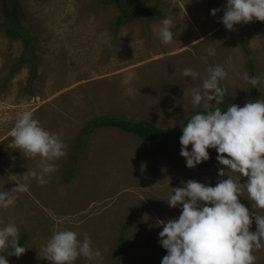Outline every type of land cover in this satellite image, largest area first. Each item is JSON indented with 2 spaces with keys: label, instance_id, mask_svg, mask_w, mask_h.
Returning a JSON list of instances; mask_svg holds the SVG:
<instances>
[{
  "label": "rangeland",
  "instance_id": "rangeland-1",
  "mask_svg": "<svg viewBox=\"0 0 264 264\" xmlns=\"http://www.w3.org/2000/svg\"><path fill=\"white\" fill-rule=\"evenodd\" d=\"M227 0H0V190L10 191L28 169L39 171L40 158L24 157L9 135L26 104L41 124L58 133L68 155L55 161L57 171L16 204L0 209V226L15 223L26 252L7 255L9 264H50L40 252L53 229L69 228L91 237L102 260L79 258L75 264H114L122 225L128 221L126 247L120 264H161L167 252L159 242L158 221L178 218L180 206L167 203L171 188L182 181L215 184L218 153L193 169L186 167L176 139L145 143L115 128H99L84 136L82 129L100 117L150 122L158 128L182 130L195 111L191 89L202 79L182 76L191 67L206 75L210 64L232 57L227 80L228 104L244 106L264 98V86L251 88L241 79L264 74V21L253 20L227 30L221 23ZM130 7V8H129ZM133 10L162 11L154 19L136 18ZM212 9H220L215 17ZM124 11V12H123ZM124 23L116 28L119 15ZM174 17V42L165 45L159 21ZM22 28L25 40L13 39L6 30ZM249 56L243 52L241 41ZM216 50L214 57L206 49ZM251 75V74H250ZM214 103V102H213ZM191 150V145L189 146ZM71 171V173H70ZM228 169L225 168V172ZM228 175L238 174L229 172ZM247 178H241V184ZM254 212L246 190L239 197ZM264 214V212H261ZM253 224L250 231H256ZM255 264H264V248L254 252Z\"/></svg>",
  "mask_w": 264,
  "mask_h": 264
},
{
  "label": "clouds",
  "instance_id": "clouds-1",
  "mask_svg": "<svg viewBox=\"0 0 264 264\" xmlns=\"http://www.w3.org/2000/svg\"><path fill=\"white\" fill-rule=\"evenodd\" d=\"M220 9H212L215 17ZM253 20L264 21V0H227L221 23L227 30H234L237 24H248ZM176 27L174 17L165 16L159 21L158 33L165 45L174 42ZM208 56L214 57L216 50L209 46ZM232 67V57L224 64H210L206 75L191 67L182 70V76L193 81L202 79L198 87L191 89V104L194 109L201 106L204 112L195 111L182 127L180 155L186 160V167L195 168L210 159L209 149L218 153V176H228L215 186L194 180L182 181V187L171 188L167 199L170 208L180 206L178 218L158 221L163 227L159 242L166 250L161 264H255V251L264 248V98L245 103L243 107L228 104L230 96L222 82L227 80ZM241 79L251 88L264 86V74L250 75L245 72ZM214 102V103H213ZM9 135L12 146L24 157L40 158L39 171L28 169L27 173L9 175L15 180L22 177L15 186L0 190V209L14 206L20 194L30 190L32 180L41 186L50 182L57 167L55 161L68 155V145L58 133L47 130L35 118L26 105ZM191 145V150L189 146ZM225 168L228 169L225 172ZM238 174L236 176L228 173ZM247 181L241 184V178ZM246 190L247 199L253 202L254 212L242 204L239 197ZM256 231H250L253 224ZM20 229L15 223L0 226V264H9L8 255L22 256L27 246L20 244ZM40 252L50 264H75L83 257L89 262L102 260V252L94 246L90 236L69 229H53L51 236L42 244Z\"/></svg>",
  "mask_w": 264,
  "mask_h": 264
},
{
  "label": "trees",
  "instance_id": "trees-1",
  "mask_svg": "<svg viewBox=\"0 0 264 264\" xmlns=\"http://www.w3.org/2000/svg\"><path fill=\"white\" fill-rule=\"evenodd\" d=\"M131 11L133 12V15L139 19L140 18L141 19L142 18L154 19L162 14V11L160 10L152 11V12H142V11L131 9ZM124 16L125 15L123 14L118 16L117 21H116V28H118L124 23V20H125ZM6 32H7V35L13 39L21 38L25 40L26 47L30 45V41L26 37L27 32L23 30L22 28L11 27V28H8ZM240 43H241V46L243 47L244 43L242 42V39ZM243 52L245 53L247 57L249 56V52L245 47H243ZM247 67L251 75L253 76L256 75L254 63L251 60V58L247 59ZM250 102H255V99L253 98ZM221 108L226 109L223 107ZM198 111L204 112L205 110L201 109ZM189 119L190 117L185 120L183 125H185ZM99 128H115L123 132L133 134L145 143H154V142L156 143V142H162L166 140H173L179 137L180 134H182V130L162 129V128L156 127L150 122H145V121L132 122V121L117 118V117H100L98 119L92 120L91 124L85 126L82 129V132L84 136H86L92 133L94 130L99 129ZM128 227H129V223L127 221L122 225V228L120 230L119 238H118V245H117V248L115 249V255H116L117 260L114 262V264H120L119 259L121 255L123 254V251L126 247L125 233ZM26 240H27L26 236L21 237L20 239L21 246L26 242ZM10 251H11L10 249L6 250L3 254L7 256Z\"/></svg>",
  "mask_w": 264,
  "mask_h": 264
}]
</instances>
